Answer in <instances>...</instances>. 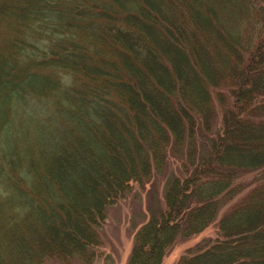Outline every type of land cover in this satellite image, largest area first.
I'll return each instance as SVG.
<instances>
[{
  "label": "trees",
  "instance_id": "1",
  "mask_svg": "<svg viewBox=\"0 0 264 264\" xmlns=\"http://www.w3.org/2000/svg\"><path fill=\"white\" fill-rule=\"evenodd\" d=\"M221 124L215 126L218 110ZM126 264H264V0H0V264H93L106 208L162 173Z\"/></svg>",
  "mask_w": 264,
  "mask_h": 264
},
{
  "label": "rangeland",
  "instance_id": "2",
  "mask_svg": "<svg viewBox=\"0 0 264 264\" xmlns=\"http://www.w3.org/2000/svg\"><path fill=\"white\" fill-rule=\"evenodd\" d=\"M222 111L219 109L215 126L221 124ZM262 170L240 171L235 182L241 189L236 196L227 202L219 211L216 221L202 231L186 238H178L161 264H176L188 248H193L203 240H213L219 236L217 222L226 207L240 199L254 188ZM171 173L183 176L181 161L169 153L168 165L162 173L154 171L150 179L142 185L133 182L132 189L123 198L106 208L105 221L101 229L103 244L97 249V259L93 264H126L130 254L133 238L138 228L148 219L151 209L164 206V185ZM42 264H83L79 259L62 262L55 258H45Z\"/></svg>",
  "mask_w": 264,
  "mask_h": 264
}]
</instances>
